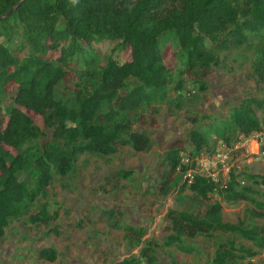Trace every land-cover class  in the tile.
<instances>
[{"label": "trees", "instance_id": "trees-1", "mask_svg": "<svg viewBox=\"0 0 264 264\" xmlns=\"http://www.w3.org/2000/svg\"><path fill=\"white\" fill-rule=\"evenodd\" d=\"M19 1L0 0V17ZM167 43L177 48L184 65L180 73L210 69L219 52L251 46L254 76L264 84V0H24L0 19V239L13 220L24 216L34 224L51 223L46 203L37 212L32 209L47 198L57 176L75 172L80 155L148 147L149 135L133 130L137 118L145 107L185 86L167 63ZM104 44L110 49L99 51ZM126 50L129 59H123ZM51 51L60 55L48 57ZM75 62L82 77L70 98H58L57 86L70 78ZM198 81V89L206 91L207 84ZM29 112L42 117L51 131L48 139L39 140L45 129ZM213 130L214 145L210 131L192 129L190 145L177 139L164 154L161 191L165 196L175 191L184 207L169 212L171 232L163 245L189 251L187 235H233L219 244L212 264H253L239 258L255 257L257 251L239 246L236 238L264 248V229L245 220L226 221L222 202L246 201L253 205L249 214L263 216L264 175L246 174L242 183L231 173L222 186L201 172L188 173L200 155L212 157L217 144L228 146L264 130V95L242 98ZM133 174L117 171L123 179ZM104 212L132 244L142 243L146 227L123 223L120 210ZM140 252L114 264H166L151 240ZM39 256L56 261L59 253L47 247Z\"/></svg>", "mask_w": 264, "mask_h": 264}, {"label": "rangeland", "instance_id": "rangeland-1", "mask_svg": "<svg viewBox=\"0 0 264 264\" xmlns=\"http://www.w3.org/2000/svg\"><path fill=\"white\" fill-rule=\"evenodd\" d=\"M105 45L98 50L110 49ZM164 51L175 78L182 79L185 86L179 92H170L168 99L145 107L137 118L133 130L149 135L148 147L137 151L131 146H121L108 156L80 155L75 172L57 176L47 198L36 202L32 209L37 212L46 203L54 219L49 225L34 224L28 216L13 220L0 239V264H114L130 255L139 256L142 246L150 240L155 244L158 259L166 264H212L219 244L228 237L234 238L222 234L187 235L189 251L177 245H163L165 235L171 232L169 212L184 206L175 191L168 196L161 191V162L173 141L181 139L187 146L191 144L192 129L210 131L208 135L214 145L218 137L213 129L224 124L233 107L244 97L264 95V84L253 72L254 48L242 46L219 52L216 64L196 73H180L184 65L174 44L167 43ZM59 55L51 51L48 57ZM122 55L123 59H129L130 50ZM81 77L75 62L70 78L57 86V97L70 98ZM198 80L207 84L206 91L198 89ZM29 113L45 129L39 140L48 139L51 131L44 127L42 117ZM258 113L263 116L262 111ZM238 139L224 149H220L222 143L217 144L212 157L200 155L197 166L188 174L201 172L222 186L230 181L231 173L242 183L246 174L264 175V130ZM124 169H131L134 174L129 179L119 178L117 171ZM218 197L213 195V199ZM222 203L226 221L245 220L264 229V215L249 214L253 208L250 203ZM112 208L123 212V223L147 228L140 245L132 244L124 230L109 224L104 211ZM236 242L239 246L253 247L258 253L255 257L239 258L240 261L264 264V248L241 237ZM47 247L58 251L56 261L40 258V250Z\"/></svg>", "mask_w": 264, "mask_h": 264}, {"label": "water", "instance_id": "water-1", "mask_svg": "<svg viewBox=\"0 0 264 264\" xmlns=\"http://www.w3.org/2000/svg\"><path fill=\"white\" fill-rule=\"evenodd\" d=\"M24 0L19 1L12 9L0 17V19L9 16Z\"/></svg>", "mask_w": 264, "mask_h": 264}, {"label": "built area", "instance_id": "built-area-1", "mask_svg": "<svg viewBox=\"0 0 264 264\" xmlns=\"http://www.w3.org/2000/svg\"><path fill=\"white\" fill-rule=\"evenodd\" d=\"M226 146H227V145L223 144V145L220 146V149H221V148L224 149V148H226Z\"/></svg>", "mask_w": 264, "mask_h": 264}]
</instances>
